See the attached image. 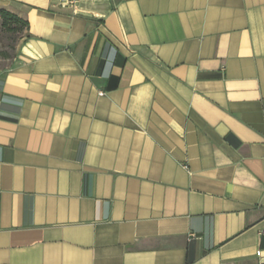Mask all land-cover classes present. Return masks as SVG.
<instances>
[{
    "label": "crops",
    "instance_id": "obj_1",
    "mask_svg": "<svg viewBox=\"0 0 264 264\" xmlns=\"http://www.w3.org/2000/svg\"><path fill=\"white\" fill-rule=\"evenodd\" d=\"M0 8V264H264V0Z\"/></svg>",
    "mask_w": 264,
    "mask_h": 264
},
{
    "label": "trees",
    "instance_id": "obj_2",
    "mask_svg": "<svg viewBox=\"0 0 264 264\" xmlns=\"http://www.w3.org/2000/svg\"><path fill=\"white\" fill-rule=\"evenodd\" d=\"M28 23L18 15L0 8V58L10 57L17 41L27 35ZM26 32V33H25Z\"/></svg>",
    "mask_w": 264,
    "mask_h": 264
},
{
    "label": "built area",
    "instance_id": "obj_3",
    "mask_svg": "<svg viewBox=\"0 0 264 264\" xmlns=\"http://www.w3.org/2000/svg\"><path fill=\"white\" fill-rule=\"evenodd\" d=\"M74 2H75V0H60V4L62 7L72 5Z\"/></svg>",
    "mask_w": 264,
    "mask_h": 264
}]
</instances>
